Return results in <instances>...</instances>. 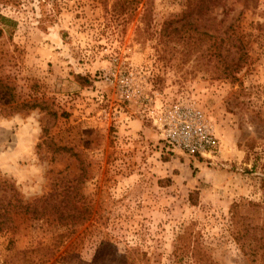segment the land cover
Returning <instances> with one entry per match:
<instances>
[{
  "label": "rangeland",
  "instance_id": "374dc122",
  "mask_svg": "<svg viewBox=\"0 0 264 264\" xmlns=\"http://www.w3.org/2000/svg\"><path fill=\"white\" fill-rule=\"evenodd\" d=\"M247 1L164 37L187 0H0V183L82 216H13L0 264H264L243 233L264 225V0ZM131 88L194 100L216 147L169 146Z\"/></svg>",
  "mask_w": 264,
  "mask_h": 264
},
{
  "label": "trees",
  "instance_id": "16d2710c",
  "mask_svg": "<svg viewBox=\"0 0 264 264\" xmlns=\"http://www.w3.org/2000/svg\"><path fill=\"white\" fill-rule=\"evenodd\" d=\"M244 1L246 4L248 3L247 0ZM218 4H223L222 0H187L186 7L178 18H170L162 23L160 29L161 36L171 37L179 34L184 26H192L193 23L190 22V17L195 15L200 17L203 14H206L212 6ZM144 11V13H147V8H145ZM177 23H180L181 26L178 27ZM240 67L241 65L238 62L228 63L227 66L231 73ZM0 190V231L6 230L12 226L13 216L15 215H28L34 219L50 218L58 221L60 224L64 223V220L70 221L82 219L81 215L70 213L64 200L60 199L57 201L58 203H53L50 195L29 202L24 201L20 197L14 183H11L6 179L0 183ZM75 210L76 209H74V211ZM259 232L261 233L258 236L257 234H259ZM243 233L244 235H253L255 240L263 242L262 245L264 244V225H247L243 229ZM256 236L258 237L256 238ZM37 249L40 251L43 250L42 254L45 259H49L51 257L49 254H53V248L48 246H38ZM27 251L28 250H25L23 253H26Z\"/></svg>",
  "mask_w": 264,
  "mask_h": 264
},
{
  "label": "built area",
  "instance_id": "2783aa9c",
  "mask_svg": "<svg viewBox=\"0 0 264 264\" xmlns=\"http://www.w3.org/2000/svg\"><path fill=\"white\" fill-rule=\"evenodd\" d=\"M126 84H129L127 80ZM126 91V96L132 95L142 100V112L151 120L163 140L175 150L205 155L216 147V138L205 113L194 100L169 106L161 100L143 96L138 88Z\"/></svg>",
  "mask_w": 264,
  "mask_h": 264
}]
</instances>
